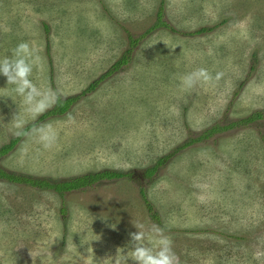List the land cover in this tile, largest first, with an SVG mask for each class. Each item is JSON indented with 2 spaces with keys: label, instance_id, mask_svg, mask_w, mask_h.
Listing matches in <instances>:
<instances>
[{
  "label": "rangeland",
  "instance_id": "rangeland-1",
  "mask_svg": "<svg viewBox=\"0 0 264 264\" xmlns=\"http://www.w3.org/2000/svg\"><path fill=\"white\" fill-rule=\"evenodd\" d=\"M20 41L41 57L30 78L51 92L44 110L20 111L21 127L50 125L52 136L47 146L23 136L0 167L52 182L125 175L64 195L0 179V264H33L29 249L35 264H80L77 231L89 225L103 258L127 243L131 219L163 228L177 264H264V0H0V56ZM197 67L222 75L181 89L178 77ZM75 95L39 120L57 96ZM17 105L0 97V147L17 135Z\"/></svg>",
  "mask_w": 264,
  "mask_h": 264
},
{
  "label": "clouds",
  "instance_id": "clouds-1",
  "mask_svg": "<svg viewBox=\"0 0 264 264\" xmlns=\"http://www.w3.org/2000/svg\"><path fill=\"white\" fill-rule=\"evenodd\" d=\"M40 64L39 53L27 41L18 42L9 49L8 54L0 56V76L6 78V86L0 88V97L11 98L16 105V99L19 98L18 111L10 120L16 129L15 134L24 136L35 134V139L47 146L52 136L51 126L43 125L32 129L31 132H25L21 127L23 122L20 119V111L35 113L48 106L51 92L47 89L42 90L30 78L33 69L39 68ZM221 75L219 71L212 74L205 67H197L181 74L178 77V86L181 89H190L197 83L210 84L218 80ZM131 224L136 230L128 233L127 243L122 247L117 246L114 254L105 255L103 258L95 256L91 245V241L99 240L100 236L93 233L90 225L79 229L77 233H84L80 236V245H86L84 247L86 255L78 252L80 264H129L130 261L132 264H177L172 241L164 234L163 228L153 225L145 230L142 223L132 219ZM108 226L114 229L116 224L112 223ZM29 251L35 264L33 253L30 249ZM41 262L43 264L42 260Z\"/></svg>",
  "mask_w": 264,
  "mask_h": 264
},
{
  "label": "trees",
  "instance_id": "trees-1",
  "mask_svg": "<svg viewBox=\"0 0 264 264\" xmlns=\"http://www.w3.org/2000/svg\"><path fill=\"white\" fill-rule=\"evenodd\" d=\"M158 20H159L160 24L168 27V24L163 22L161 19V12H159ZM156 26H158V24H156L153 28H155ZM204 31H205V29L202 28L198 32H204ZM130 41H131L132 45L136 43V39L131 38ZM129 52H130V50H127L126 54L113 66L114 69H116L120 65L126 64L128 62V53ZM110 73H111V71L105 73L99 79L94 80L84 92L94 90L96 88V86L101 82V80L104 77L108 76ZM78 97H79V95L70 96V97L57 96L55 104L53 105V107L51 109L47 110L44 114H42L41 118L39 120H43V119L50 117V116H57V115H61V114L65 113L69 109V107L78 99ZM262 117H263L262 112L257 111V112H254L247 117L233 121L228 125L215 124L214 126L204 130L201 133V135L198 136L197 138H193V139H190L189 141L185 142L181 146V148L188 147L191 144L203 141L205 139H209V138L213 137L215 134L226 132L227 130H230L234 127H237L240 125L250 124L253 121L260 119ZM36 124H37V122L31 123V124L25 126L23 129L25 132H28ZM23 136L24 135H16L10 139L9 143L2 145L0 147V157L4 156L8 152H10ZM162 162H163V159H159L158 163L154 167L150 168L148 175L152 176L153 173L156 172L158 166ZM124 175L125 174L123 172H120V171L102 170V171H97V172L86 173V174H83L80 176H76V177L66 179V180H62V181H58V182H52L51 180H49L47 178H39V177H32V176H28V175L18 174L15 172L7 171V170L3 169L2 167H0V179H5V180H7L9 182H13V183L28 185L30 187L38 188V189H52V190H55L56 192H58L60 195H64V193L69 192V191L78 190V189H82V188L91 186L93 183L100 181L102 179L120 178ZM143 199H144L145 203L147 204L149 210H152L151 203L148 201V199L145 197V195H143ZM155 216L156 215L154 214V217Z\"/></svg>",
  "mask_w": 264,
  "mask_h": 264
}]
</instances>
